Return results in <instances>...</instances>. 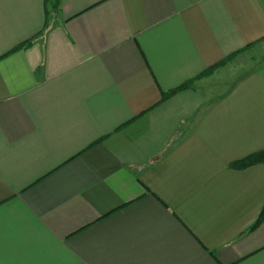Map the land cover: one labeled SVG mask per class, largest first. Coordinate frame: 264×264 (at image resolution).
I'll use <instances>...</instances> for the list:
<instances>
[{"label": "crops", "instance_id": "0c3cea01", "mask_svg": "<svg viewBox=\"0 0 264 264\" xmlns=\"http://www.w3.org/2000/svg\"><path fill=\"white\" fill-rule=\"evenodd\" d=\"M49 10L0 0V264H264V163L231 166L264 149V60L199 77L264 43V0Z\"/></svg>", "mask_w": 264, "mask_h": 264}, {"label": "trees", "instance_id": "16d2710c", "mask_svg": "<svg viewBox=\"0 0 264 264\" xmlns=\"http://www.w3.org/2000/svg\"><path fill=\"white\" fill-rule=\"evenodd\" d=\"M60 1L61 0H47L48 5L50 6V10H49V14L52 12H56L60 6ZM32 43V40H27L25 42H22L21 44L15 46L10 52L16 51L24 46H27L29 44ZM231 57V56H230ZM230 57L225 58L223 61H221L219 64H216L214 66H211L210 68H208L206 71H204L203 73H201L199 75V77H204L209 75L210 73H212L218 66L222 65L223 63L226 62V60H228ZM189 86V83H184L181 86H179L178 88H175L173 90L167 91V92H163L162 93V98L161 100H165L168 97H170L172 94H174L175 92H177L180 89H183L185 87ZM259 163H264V149L255 151L241 159L235 160L234 162L231 163V166L233 168H237V169H243V168H247L249 166L252 165H256ZM262 221H264V207L261 211V214L259 216V218L257 219V221L255 222V224L252 226L251 229H254L255 227H257Z\"/></svg>", "mask_w": 264, "mask_h": 264}, {"label": "rangeland", "instance_id": "374dc122", "mask_svg": "<svg viewBox=\"0 0 264 264\" xmlns=\"http://www.w3.org/2000/svg\"><path fill=\"white\" fill-rule=\"evenodd\" d=\"M252 51V53L249 52L248 54H244L242 56H232L226 60L225 63L218 66L215 70L219 67H223L224 69H222L221 73L218 75L216 84L223 87L227 84V82L232 81L236 75L250 70L254 65L259 64L264 60V43L257 47H253ZM214 71L210 73L209 76L213 74Z\"/></svg>", "mask_w": 264, "mask_h": 264}]
</instances>
